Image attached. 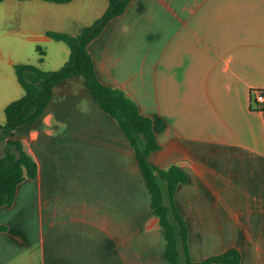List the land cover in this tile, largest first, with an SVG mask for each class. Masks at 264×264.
Wrapping results in <instances>:
<instances>
[{
	"label": "crops",
	"instance_id": "0c3cea01",
	"mask_svg": "<svg viewBox=\"0 0 264 264\" xmlns=\"http://www.w3.org/2000/svg\"><path fill=\"white\" fill-rule=\"evenodd\" d=\"M107 7L2 0L0 109L24 92L15 63L50 70L68 59L48 31L76 34ZM37 45L42 62L24 53ZM88 48L99 79L152 118V161L188 174L174 203L191 259L236 247L240 264H264V109L253 96L264 90V0H130ZM10 137L37 175L0 206V264H169L134 150L82 75L56 84L42 115Z\"/></svg>",
	"mask_w": 264,
	"mask_h": 264
},
{
	"label": "trees",
	"instance_id": "16d2710c",
	"mask_svg": "<svg viewBox=\"0 0 264 264\" xmlns=\"http://www.w3.org/2000/svg\"><path fill=\"white\" fill-rule=\"evenodd\" d=\"M2 0H0L1 2ZM67 2L70 0H48ZM130 0H108L104 13L92 24L83 26L76 34L48 31L47 35L67 44L68 59L56 69H44L39 64L17 62L14 71L23 94L4 107L5 120L0 123V206L12 205L17 186L25 178L37 175V163L26 150L23 142L10 137V133L24 124L34 123L52 98L53 88L62 80L82 75L86 86L99 107L111 115L134 150L142 177L150 194V205L163 229L164 257L169 264H240L242 254L236 247L210 255L201 261L190 257L188 226L174 203V193L180 183L187 181L188 174L178 164L162 168L156 165L151 154L161 148L150 116L140 112L136 102L121 88L103 83L95 70L89 51V42L96 37L106 23L122 14ZM38 61L42 62L45 49L36 46ZM264 91V90H263ZM164 185V186H163ZM6 225L0 223V231ZM180 247H182L183 262Z\"/></svg>",
	"mask_w": 264,
	"mask_h": 264
},
{
	"label": "built area",
	"instance_id": "2783aa9c",
	"mask_svg": "<svg viewBox=\"0 0 264 264\" xmlns=\"http://www.w3.org/2000/svg\"><path fill=\"white\" fill-rule=\"evenodd\" d=\"M255 101L258 103V107L264 109V91L263 89H257L253 92Z\"/></svg>",
	"mask_w": 264,
	"mask_h": 264
},
{
	"label": "rangeland",
	"instance_id": "374dc122",
	"mask_svg": "<svg viewBox=\"0 0 264 264\" xmlns=\"http://www.w3.org/2000/svg\"><path fill=\"white\" fill-rule=\"evenodd\" d=\"M2 36H4V34H0V38L2 37ZM4 52V51H3ZM9 51L7 50V53H8ZM24 53H26V54H38L39 55V52L37 51V49H36V47H35V49H31V50H29V51H24ZM0 116L3 118L2 120H3V122H4V112H3V110H1L0 109Z\"/></svg>",
	"mask_w": 264,
	"mask_h": 264
}]
</instances>
